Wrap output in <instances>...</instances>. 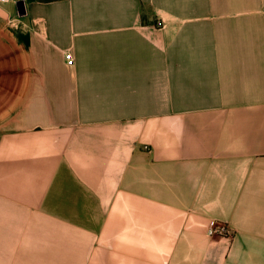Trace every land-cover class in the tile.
Segmentation results:
<instances>
[{
    "label": "crops",
    "instance_id": "1",
    "mask_svg": "<svg viewBox=\"0 0 264 264\" xmlns=\"http://www.w3.org/2000/svg\"><path fill=\"white\" fill-rule=\"evenodd\" d=\"M0 264H264V0L0 3Z\"/></svg>",
    "mask_w": 264,
    "mask_h": 264
},
{
    "label": "built area",
    "instance_id": "2",
    "mask_svg": "<svg viewBox=\"0 0 264 264\" xmlns=\"http://www.w3.org/2000/svg\"><path fill=\"white\" fill-rule=\"evenodd\" d=\"M8 1H10V0H0V3H6ZM64 58H65L67 64H69V65L73 64L74 58H73V54L70 50L65 51ZM209 232L211 234H220V235H228L229 234V230L227 229L226 226H224L222 224H218L215 221H212L210 223Z\"/></svg>",
    "mask_w": 264,
    "mask_h": 264
},
{
    "label": "water",
    "instance_id": "3",
    "mask_svg": "<svg viewBox=\"0 0 264 264\" xmlns=\"http://www.w3.org/2000/svg\"><path fill=\"white\" fill-rule=\"evenodd\" d=\"M17 5H18L19 14H23L24 13L23 3L19 2Z\"/></svg>",
    "mask_w": 264,
    "mask_h": 264
},
{
    "label": "trees",
    "instance_id": "4",
    "mask_svg": "<svg viewBox=\"0 0 264 264\" xmlns=\"http://www.w3.org/2000/svg\"><path fill=\"white\" fill-rule=\"evenodd\" d=\"M44 1H49V0H44Z\"/></svg>",
    "mask_w": 264,
    "mask_h": 264
}]
</instances>
